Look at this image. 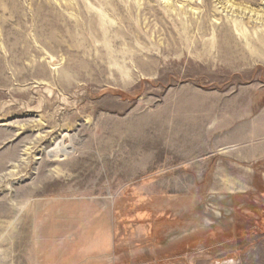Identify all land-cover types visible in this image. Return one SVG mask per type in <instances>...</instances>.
I'll return each mask as SVG.
<instances>
[{
    "label": "rangeland",
    "instance_id": "1",
    "mask_svg": "<svg viewBox=\"0 0 264 264\" xmlns=\"http://www.w3.org/2000/svg\"><path fill=\"white\" fill-rule=\"evenodd\" d=\"M0 264H264V0H0Z\"/></svg>",
    "mask_w": 264,
    "mask_h": 264
},
{
    "label": "bare ground",
    "instance_id": "2",
    "mask_svg": "<svg viewBox=\"0 0 264 264\" xmlns=\"http://www.w3.org/2000/svg\"><path fill=\"white\" fill-rule=\"evenodd\" d=\"M54 144L55 145L46 152V154L50 157L55 156L57 153L67 155L69 153L68 148L72 147V144L66 145V139L55 141Z\"/></svg>",
    "mask_w": 264,
    "mask_h": 264
}]
</instances>
